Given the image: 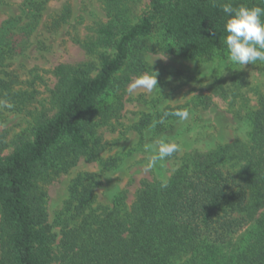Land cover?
<instances>
[{
    "label": "trees",
    "instance_id": "16d2710c",
    "mask_svg": "<svg viewBox=\"0 0 264 264\" xmlns=\"http://www.w3.org/2000/svg\"><path fill=\"white\" fill-rule=\"evenodd\" d=\"M129 1L105 0L107 21L83 43L91 51L104 50L99 65L59 64L56 112L0 154V264H264V92L232 142L186 152L167 188L160 187L161 179H143L132 204L125 191L102 204L99 182L79 175L58 215L60 230L49 223L38 189L42 176L69 170L82 155L106 170L118 167L119 157H101L93 119L101 109L117 112L119 89L147 67V38L161 31L166 49L186 58L227 56L223 5L264 7L261 0H147L148 9L132 16ZM47 2L24 0L22 14L2 23L0 62L14 56L16 40L30 41ZM69 11L55 19L56 26ZM237 79L234 100L247 85ZM194 102L207 108L212 97L199 95ZM183 109L190 106L158 108L136 127L150 128L163 111ZM176 119L170 115L151 129L163 133Z\"/></svg>",
    "mask_w": 264,
    "mask_h": 264
},
{
    "label": "rangeland",
    "instance_id": "374dc122",
    "mask_svg": "<svg viewBox=\"0 0 264 264\" xmlns=\"http://www.w3.org/2000/svg\"><path fill=\"white\" fill-rule=\"evenodd\" d=\"M23 1L0 0V26L9 17L22 14ZM128 4L132 16L148 9L147 0H130ZM67 7L70 11L66 21L56 26L55 19ZM107 19L105 0H48L29 44L22 38L16 40L14 56L0 62V101L13 105L0 107V154L11 152L19 137L30 134L39 120L56 112L55 69L59 64L99 65L104 50L91 51L83 43L92 41ZM146 43L150 47L145 56L147 67L140 75L157 72L158 88L129 92L130 84L140 75L134 76L125 88L119 89L120 97L113 106H117V112L101 109L93 119L101 157H119L118 167L106 170L99 161L82 155L69 170H53L38 180L47 219L56 232L60 230L58 215L77 176L89 174L99 182L95 188L99 203L110 204L116 192L125 191L128 204H132L143 179L168 178L190 150H209L232 142L244 130L249 111L258 107L259 94L264 92V63L248 64L242 69L232 64L228 55L218 54L212 59L182 57L166 49L159 30ZM238 77H243L247 85L241 86L234 100L231 90L241 85ZM2 80L10 85L9 89L3 87ZM199 95H211L212 104L196 107L194 100ZM183 104L190 106L189 118L172 121L163 133L136 127L145 113ZM160 138L177 143L180 150L146 171L150 154L144 145ZM1 255L0 242V259Z\"/></svg>",
    "mask_w": 264,
    "mask_h": 264
},
{
    "label": "clouds",
    "instance_id": "9594fccd",
    "mask_svg": "<svg viewBox=\"0 0 264 264\" xmlns=\"http://www.w3.org/2000/svg\"><path fill=\"white\" fill-rule=\"evenodd\" d=\"M261 3H264V0H261ZM222 11L228 16L224 26L226 32L224 44L231 63L242 69L248 64L264 63V7L259 5L234 7L232 3L226 2ZM157 75L158 73L154 71L143 73L130 84L128 91L135 89L153 91L158 88ZM0 107L11 108L13 105L0 101ZM170 115L184 121L189 118L190 113L188 109L163 111L158 120H153L150 128L154 129L157 124H163ZM144 150L150 154L146 171H151L157 167L159 162L179 151L180 145L160 138L146 143ZM160 187H168L167 178L161 179Z\"/></svg>",
    "mask_w": 264,
    "mask_h": 264
}]
</instances>
